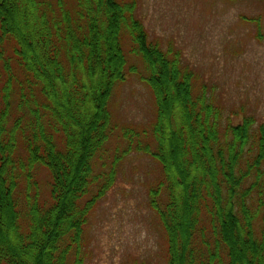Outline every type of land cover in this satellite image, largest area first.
I'll list each match as a JSON object with an SVG mask.
<instances>
[{
  "label": "trees",
  "instance_id": "16d2710c",
  "mask_svg": "<svg viewBox=\"0 0 264 264\" xmlns=\"http://www.w3.org/2000/svg\"><path fill=\"white\" fill-rule=\"evenodd\" d=\"M126 43L155 121L153 147L126 131L122 155L145 154L161 170L148 196L167 264H264V125L233 123L178 55L149 39L135 2L119 0H0V264H84L89 217L115 179L95 166Z\"/></svg>",
  "mask_w": 264,
  "mask_h": 264
},
{
  "label": "rangeland",
  "instance_id": "374dc122",
  "mask_svg": "<svg viewBox=\"0 0 264 264\" xmlns=\"http://www.w3.org/2000/svg\"><path fill=\"white\" fill-rule=\"evenodd\" d=\"M130 1L149 39L181 58L196 87L204 85L225 116L235 124L252 117L264 125V0H119ZM130 48L124 45L126 80L110 102L113 132L95 166L97 174L112 170L115 179L89 217L84 264H167L166 237L148 196L161 170L145 154L122 155L126 131L153 147L155 121L152 94L140 80L144 67ZM131 68L135 72L128 73ZM35 178L48 200L47 173L37 169Z\"/></svg>",
  "mask_w": 264,
  "mask_h": 264
}]
</instances>
